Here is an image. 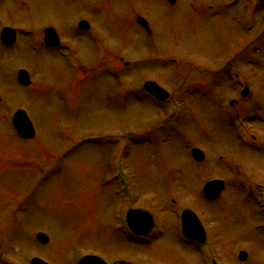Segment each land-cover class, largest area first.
I'll return each instance as SVG.
<instances>
[{"label":"rangeland","instance_id":"1","mask_svg":"<svg viewBox=\"0 0 264 264\" xmlns=\"http://www.w3.org/2000/svg\"><path fill=\"white\" fill-rule=\"evenodd\" d=\"M254 2L0 1L1 24L30 32L0 60V255L6 249L20 264H73L88 253L125 264H206L173 235L176 213L189 209L219 264H264V8ZM80 20L91 31L79 33ZM45 27L73 48L77 71L40 57L36 36ZM20 68L30 88L14 82ZM146 80L162 86L168 102L141 94ZM19 108L34 126L31 140L9 126ZM237 117L245 141L232 125ZM193 148L203 162L191 158ZM119 155L135 207L165 230L133 249L111 230L121 208L112 165ZM213 179L226 187L211 202L202 188ZM38 233L49 242L38 243Z\"/></svg>","mask_w":264,"mask_h":264},{"label":"water","instance_id":"2","mask_svg":"<svg viewBox=\"0 0 264 264\" xmlns=\"http://www.w3.org/2000/svg\"><path fill=\"white\" fill-rule=\"evenodd\" d=\"M172 2L173 0H171V3ZM260 2L264 3V0H260ZM137 22L143 27L147 28L146 22L143 21L141 18H138ZM86 27H87L86 23L79 24L80 29H84ZM47 32L48 33L51 32V34H53V32L50 30H47ZM14 37H15V32L12 30L6 29L2 33V39L4 40V42L8 44L14 41ZM145 87L147 90L156 94L159 98L166 99L167 94L164 91H162L160 88H158L155 84L147 83ZM13 125L21 137L23 138L33 137L34 130L32 128V125L22 111H19L14 115ZM192 155L194 159H196L197 161H201L204 157L203 153L196 149L192 151ZM223 187H224V183L222 181H218V180L210 181L203 187V194L206 199L215 200L219 197L221 191L223 190ZM133 217L138 222H143L145 221V218H149L148 215L144 214L143 212L134 214ZM182 230L184 235L188 236L189 238H196V240L202 243L205 241L204 231L202 230V227L198 219L192 212L188 210L184 211L182 214ZM37 239L42 243H45L47 241L46 236L42 234H39L37 236ZM240 259L244 260L245 254L242 253L240 255ZM31 264H45V263L35 259L32 261ZM78 264H104V263L99 259L93 257H84L78 262Z\"/></svg>","mask_w":264,"mask_h":264},{"label":"flooded vegetation","instance_id":"3","mask_svg":"<svg viewBox=\"0 0 264 264\" xmlns=\"http://www.w3.org/2000/svg\"><path fill=\"white\" fill-rule=\"evenodd\" d=\"M3 27H4V25L1 24V21H0V31H1V29ZM59 43H60L59 46L57 48H55L56 50H52V51H55L53 53H54L55 57L58 60H59V57L61 55V52L59 51V49H61V45H63V41L59 39ZM9 49H10V47L5 46V45H3L0 42V60L1 61L3 60V59H1L2 58V56H1L2 53L8 52ZM2 62H4V60ZM232 175L235 176L234 174H232ZM249 199H251V197ZM134 208L137 209V207H134ZM0 220H3V219L1 218ZM261 226H264V222L262 223ZM114 227H116L115 228V231H114V229L113 230L111 229L113 235H115V237L117 238L118 241L125 240V242L127 243V247L130 246V248L132 247L131 249H133L134 247H137V243L139 241H154V240H157V238L158 239L159 238H162V236H163V234L165 232L164 228L157 227V223H155V222H154V225H153V228H152L151 232L149 234L143 235V236H137V235L132 234L131 232H129L126 229V227L124 228V226L121 223H119V224H116L115 223L114 224ZM173 235H177L178 236L177 230H176V224H174ZM116 238H114L115 239V242H116ZM182 241H184V240H182ZM115 245L117 246L119 244L118 243H115ZM120 245H122V244H120ZM120 245H119V247H120ZM88 254L89 255H96V254H93V253H88ZM96 256H99V255H96ZM99 257L102 258L107 264H121V258L122 257H120V256L117 259L114 258V259H112L110 261L107 260V259H105L102 256H99Z\"/></svg>","mask_w":264,"mask_h":264},{"label":"bare ground","instance_id":"4","mask_svg":"<svg viewBox=\"0 0 264 264\" xmlns=\"http://www.w3.org/2000/svg\"><path fill=\"white\" fill-rule=\"evenodd\" d=\"M105 246L107 249H115L116 248V246L110 245L109 243H106Z\"/></svg>","mask_w":264,"mask_h":264}]
</instances>
